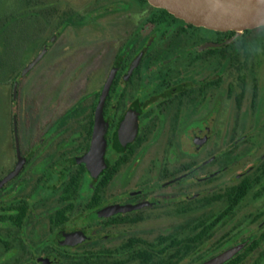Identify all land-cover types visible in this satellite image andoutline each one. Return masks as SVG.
Segmentation results:
<instances>
[{"label":"flooded vegetation","instance_id":"af4514ba","mask_svg":"<svg viewBox=\"0 0 264 264\" xmlns=\"http://www.w3.org/2000/svg\"><path fill=\"white\" fill-rule=\"evenodd\" d=\"M76 5L27 0L41 27L0 81V264H264V54L234 43L256 29H205L147 0ZM1 18L3 52L17 18ZM69 32L83 42L63 85L24 94Z\"/></svg>","mask_w":264,"mask_h":264},{"label":"rangeland","instance_id":"374dc122","mask_svg":"<svg viewBox=\"0 0 264 264\" xmlns=\"http://www.w3.org/2000/svg\"><path fill=\"white\" fill-rule=\"evenodd\" d=\"M60 1H66L73 5L77 4L75 6L77 8L84 0ZM26 4L27 0H0V17H3L1 19L5 21L6 16H8V19H12V17L17 18L15 19L17 22H13L14 24L11 23L12 26L10 25L5 32V50L3 49V52L0 50V58L3 61L2 72L0 73V81L2 82H12L11 80L14 77H11L12 75L10 74H14L19 67L25 66L28 62L30 55L27 52V48H25L27 36L41 27L38 21L32 20L31 14L33 9H26ZM11 13H14V15H10ZM62 40L61 42L59 40L57 49L55 51L52 50L51 53L48 52L35 69L24 78L20 85L24 87V94L27 92H30L29 94L34 96H37V92L41 94L40 87L43 86V83H46L48 79L53 82L54 77L56 78V83L53 92H55V88H58L57 86L63 85L66 79L65 77L62 78V75H64L63 68L65 67L62 66L61 61L76 54L77 46L82 44L83 39L79 38L75 32H69L67 37ZM62 49H64V52H62ZM72 74L73 70L67 73L68 80ZM10 90L9 86H4V88L0 87V133L5 132V124L10 123L9 116L11 115L12 109ZM53 92L50 93L52 94Z\"/></svg>","mask_w":264,"mask_h":264},{"label":"water","instance_id":"95a60500","mask_svg":"<svg viewBox=\"0 0 264 264\" xmlns=\"http://www.w3.org/2000/svg\"><path fill=\"white\" fill-rule=\"evenodd\" d=\"M189 24L214 31H234L237 34L255 29L264 23V0H147ZM46 48L24 70L26 75L44 56ZM227 252L204 264H222L231 258Z\"/></svg>","mask_w":264,"mask_h":264},{"label":"clouds","instance_id":"9594fccd","mask_svg":"<svg viewBox=\"0 0 264 264\" xmlns=\"http://www.w3.org/2000/svg\"><path fill=\"white\" fill-rule=\"evenodd\" d=\"M255 29L259 37L258 39H245L241 35H236L234 37V43L236 46L249 57L264 54V23L256 24ZM245 42L247 43V47H243Z\"/></svg>","mask_w":264,"mask_h":264}]
</instances>
